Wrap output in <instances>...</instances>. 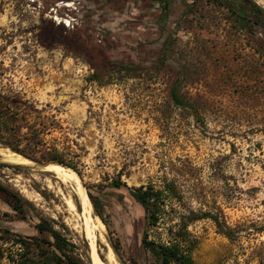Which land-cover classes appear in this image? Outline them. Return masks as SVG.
I'll use <instances>...</instances> for the list:
<instances>
[{
	"label": "rangeland",
	"instance_id": "1",
	"mask_svg": "<svg viewBox=\"0 0 264 264\" xmlns=\"http://www.w3.org/2000/svg\"><path fill=\"white\" fill-rule=\"evenodd\" d=\"M0 149L58 154L84 190L0 156V264H66L41 221L83 264L107 244L159 264L143 236L170 243L203 213L194 260L264 264V0H0ZM140 185L165 191L156 225Z\"/></svg>",
	"mask_w": 264,
	"mask_h": 264
},
{
	"label": "trees",
	"instance_id": "2",
	"mask_svg": "<svg viewBox=\"0 0 264 264\" xmlns=\"http://www.w3.org/2000/svg\"><path fill=\"white\" fill-rule=\"evenodd\" d=\"M255 7L257 8L256 5ZM174 96L175 98L177 97L176 94H174ZM7 144L13 150L22 153L18 146L11 145L10 143ZM51 161H56L60 164H68L67 167L72 166L73 168H75V165H72V163H66V161L62 157H59L58 154L55 155V157H51ZM118 184L120 185L122 183L119 182ZM168 186L170 190L176 194L175 188L172 186V184H168ZM0 190L7 191V189L4 188L2 185H0ZM131 190H132L131 191L132 196L144 208L145 216L148 220V223L151 225H156L160 219L161 211L164 208L165 191L156 189L153 185H147V186L140 185L139 187H134ZM16 198L18 199V197ZM19 199H21V197H19ZM11 205L16 210H22L21 209L22 207L16 204V202H12ZM204 216H206V213L192 214L187 217H184L182 223L180 224L177 230L174 231L173 228L170 229L172 234L170 243L156 242L155 240L149 239L148 235L145 234L142 239L143 246L151 250V252L155 255L157 262L159 264H199L196 260H194L191 254V251L194 248L197 241L196 239L191 237V234L188 230V222ZM218 224L219 226L221 225L220 222H218ZM36 229L40 234H44V233L50 234L54 238L53 242L50 240H47L45 242H48L50 245H53L55 247L56 250L54 251L55 252L54 257L58 263L65 262L66 264H83L81 260L76 259L72 255H68L64 251V248H66L68 244L66 239L61 235V233L58 230H56L51 225L46 223V221L39 222L36 225ZM18 241L23 244L24 243L27 244V240L23 237L18 239ZM113 246L116 249L118 248L114 244ZM58 251L61 252V254H59ZM43 252H45V249H43ZM62 254L65 255L68 259L67 260L64 259L62 257ZM50 262H51V258L47 257L42 261L41 264H50ZM27 263L37 264L34 260L28 261Z\"/></svg>",
	"mask_w": 264,
	"mask_h": 264
},
{
	"label": "bare ground",
	"instance_id": "3",
	"mask_svg": "<svg viewBox=\"0 0 264 264\" xmlns=\"http://www.w3.org/2000/svg\"><path fill=\"white\" fill-rule=\"evenodd\" d=\"M0 156H1L2 161L8 162V163H16L17 165H25V166H31V167H40V168L45 169L46 171L54 169V170H52L53 173L62 182L66 183V184L67 183H69V184L73 183L74 184L75 190H76L78 195H81L84 191L82 186H81V181L79 180L77 174H75V172L71 169H70L71 171L68 170L69 168L66 166L57 165V164H42L41 165V164H38L37 162L31 163V161L28 158L24 157L21 154H18V153L11 151V150H8V149H0ZM22 191L26 195H27V193H29L26 189H24ZM32 199H33V197H32ZM70 202H71V205L74 207L75 206L74 203L72 201H70ZM92 219L89 218L88 222L90 223V221H92ZM96 227H97V229L98 228H100L101 230L104 229V224L100 219H98ZM92 231L95 234L96 239L98 237H100L102 240H104V235L102 234V232L97 234L96 229L94 227H92ZM89 236L91 237L90 234H89ZM90 239H92V237ZM107 248H108V251H107L108 253H106V254H107V258H108V264H122L115 258V255L112 252V250L109 248L108 244H107ZM95 264H107V263H105L98 255H95Z\"/></svg>",
	"mask_w": 264,
	"mask_h": 264
},
{
	"label": "water",
	"instance_id": "4",
	"mask_svg": "<svg viewBox=\"0 0 264 264\" xmlns=\"http://www.w3.org/2000/svg\"><path fill=\"white\" fill-rule=\"evenodd\" d=\"M42 165V164H41Z\"/></svg>",
	"mask_w": 264,
	"mask_h": 264
}]
</instances>
